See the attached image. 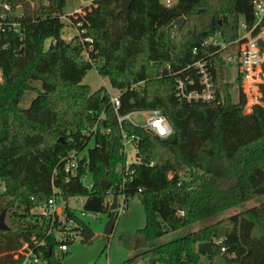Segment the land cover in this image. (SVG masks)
<instances>
[{
  "label": "trees",
  "instance_id": "16d2710c",
  "mask_svg": "<svg viewBox=\"0 0 264 264\" xmlns=\"http://www.w3.org/2000/svg\"><path fill=\"white\" fill-rule=\"evenodd\" d=\"M69 1L0 0L11 6L7 20L18 22L21 30V35L0 33V215L6 210L9 223V230L0 229V264H22V244L34 235L44 237L50 221L34 212L53 196V186L71 217V198H85L83 211L98 214L109 212L114 194L141 196L146 225L140 233L147 241L263 196L264 83L260 103L247 113L246 95L240 89L238 101L233 100L234 86L224 71V57L239 47L241 18L253 27L256 0H178L170 8L161 0H133L129 19L121 0H94L77 18L67 14L79 31L67 42L61 31ZM181 17L185 23L178 32L172 24ZM215 37L224 48L204 46ZM259 47L264 52L263 40ZM89 60L118 91L120 115L160 110L173 139L163 140L129 121L120 125L107 89L93 90L82 82ZM198 60L212 64L215 101L177 96L176 77L197 80L186 68ZM43 76L45 89L37 85ZM24 102L29 107H22ZM122 132L128 141L138 139L136 162L128 166ZM72 153L83 155L77 171L68 173L66 158ZM87 174L91 188L83 183ZM122 237L133 248L130 236ZM202 242H211L216 253H200ZM59 243L53 235L47 238V264H62L55 255ZM203 256L208 264H264V203L122 264H202Z\"/></svg>",
  "mask_w": 264,
  "mask_h": 264
},
{
  "label": "built area",
  "instance_id": "2783aa9c",
  "mask_svg": "<svg viewBox=\"0 0 264 264\" xmlns=\"http://www.w3.org/2000/svg\"><path fill=\"white\" fill-rule=\"evenodd\" d=\"M178 0H161V3L165 7H172ZM11 11V6L8 4H0V33L13 31L21 35L20 24L16 21L7 20V12ZM254 23L253 27H250L248 23L241 18L239 27V37L236 40V44L239 45L238 50L234 54H228L224 58L226 60V66L231 71V80L229 83L237 86L238 90H242L247 96L248 92H255L256 95H261L260 85L264 83V52L259 47V41H264V0H256L254 2ZM68 18V16H62V19ZM259 29V31H257ZM213 45L224 48L225 44L220 37L208 39L204 42V46L209 47ZM194 53H197V49H194ZM88 58V55H86ZM95 68L96 65L93 61L89 60ZM231 64L233 67H230ZM211 65L207 60H198L195 63L188 65L186 69H193L197 74V80L187 75L185 78L182 76L176 77V89L177 96L180 100L187 102H212L216 100L217 89L215 87L213 71ZM97 70V69H96ZM167 70L171 73V66H167ZM175 75L178 73H174ZM227 82V81H226ZM199 84L200 88H195L196 84ZM240 83V84H239ZM247 86V87H246ZM256 88V90H255ZM254 93V94H255ZM111 95V94H110ZM257 98V97H256ZM255 104L260 103V99ZM110 104L117 115V121L120 125L124 121H129L135 126H141L148 128L159 138L163 140H171L174 137V130L162 114L160 110H145L130 112L125 115L119 114V108L121 106V99L119 93L110 96ZM254 106V105H253ZM251 112V111H250ZM138 115L144 119L143 124L132 120V117ZM96 131V126L93 128V132ZM101 132H109V129H102ZM123 144L125 146V153L127 155V166L131 164L128 160L127 149L129 144L134 146L135 157L137 154L136 142L138 139L131 137L128 141V136L125 132H122ZM83 154L77 155L75 153L70 154L66 158L65 171L68 173H75L79 167L80 157ZM124 173V182L127 181V174ZM132 173V172H131ZM88 174L83 179H87ZM92 186V185H91ZM89 186L88 188H91ZM61 192L55 186H53V196L49 201L40 206L34 213L40 218L50 221V226L44 230V237L38 238L36 235L31 237L29 241L22 244L19 250V257L22 264H47L44 258V249L48 248L47 238L53 235L60 243L55 248V255L61 257L62 260L65 257H69V246L76 238H83L82 223L78 221L76 217H71L65 211V202L60 196ZM76 198V197H75ZM131 199V198H130ZM125 196H118V207L116 214L129 208L128 201ZM113 196L110 199V205L112 204ZM70 205V204H69ZM71 208V206H70ZM71 211L73 209L71 208ZM56 249L58 251H56ZM49 251H52L49 249ZM222 252H225V248H222Z\"/></svg>",
  "mask_w": 264,
  "mask_h": 264
},
{
  "label": "rangeland",
  "instance_id": "374dc122",
  "mask_svg": "<svg viewBox=\"0 0 264 264\" xmlns=\"http://www.w3.org/2000/svg\"><path fill=\"white\" fill-rule=\"evenodd\" d=\"M94 0H70L64 9V15L63 16H74V18H77V15L83 14L85 9L91 8V5ZM17 10H21V8H18ZM72 20L68 18L62 19V22L64 24V28L61 31L62 38L66 40L67 42L71 41L75 36L79 35V31L77 26H75L72 22ZM51 44V40H48L46 42V49L49 48ZM264 60V57H263ZM90 71L86 72V74L83 76L82 82L84 84H88L91 86L93 90H97L101 87H105L107 91L111 95L118 94V91L113 89L110 85V82L107 79H103L98 71L96 70L95 66L90 62ZM230 67H233L231 64H229ZM42 80L37 83V85L45 89V76L41 77ZM240 84V83H239ZM236 85V84H235ZM234 86L232 90L233 100L235 102L239 99V93L237 86ZM247 87V86H246ZM256 90V88H255ZM255 92H248L246 98H247V104L245 107V112L252 111L253 105H255L256 101L259 100L258 98H261L260 95H256ZM257 97V98H256ZM22 107L27 108L29 107L28 102H24L21 104ZM132 120L136 122H140L143 124V120L138 115H135L132 117ZM94 141L92 140L88 147L85 149L83 154L87 153V150L91 147H93ZM127 149L128 152V160L129 162H136L135 157V150L134 146L132 144H129ZM92 177L90 174H88L87 179L84 181V184L86 187H89L93 184V181L91 179ZM85 202V198H71L69 200V204L71 208L73 209V213L75 217L78 219L79 222L82 224L87 225L92 229V231L95 233V240H103V230L104 227L108 221L109 215L108 213H92V212H84L83 211V205ZM264 203V195L260 196L252 201H249L245 203L240 208L231 209L225 213H223L221 216L213 217L211 219L205 220L202 222V224H197L194 227H189L185 229H180L177 231L170 232L163 237L156 239L154 241H147L143 235H141L140 230L143 229L146 225V212L145 207L138 197H135L133 199H130L128 201L129 208L121 211L118 213V216L115 220V226L112 234L110 235L109 239L107 240L105 246L102 248L100 255L95 261H91L88 264H122L125 260H127L132 255L143 252L149 249H153L159 245L168 243L172 240H175L179 237H182L186 233L192 232L194 230H198L200 227L204 225H208L212 222L217 221L218 219H223L232 215L237 214L242 209L252 208L255 206H259L260 204ZM6 224L9 225L7 217L5 219ZM130 236V241L133 244V248H128L127 243L124 240L123 235ZM86 249V245L83 241V238L78 237L74 242H72L69 246V253L68 256H77L84 252ZM56 251H58L56 249ZM202 264H208V260L206 256L202 257Z\"/></svg>",
  "mask_w": 264,
  "mask_h": 264
},
{
  "label": "water",
  "instance_id": "95a60500",
  "mask_svg": "<svg viewBox=\"0 0 264 264\" xmlns=\"http://www.w3.org/2000/svg\"><path fill=\"white\" fill-rule=\"evenodd\" d=\"M133 0H121V12L125 15L126 19L130 18V8ZM185 23V18L181 17L177 19L172 25L176 28L178 32H181L182 26ZM225 71V80L229 82L231 80V71L228 67L224 68ZM141 199V196H138ZM118 207V195H113L112 204L109 208V218L103 230V240H95V233L92 231L90 227L85 224H82L84 229L83 241L86 245V249L84 252L77 256H69L65 257L62 260V264H88L91 261H95L102 248L105 246L108 238L112 234L115 226V220L117 218L116 209ZM6 210L0 215V229L1 230H9V226L6 224ZM197 249L200 253L206 255H213L216 253L211 242H202L199 243ZM224 257H226L224 255Z\"/></svg>",
  "mask_w": 264,
  "mask_h": 264
}]
</instances>
